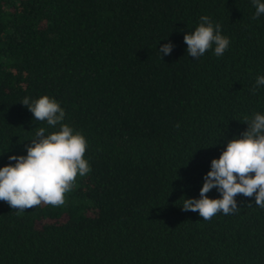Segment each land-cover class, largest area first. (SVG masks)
Listing matches in <instances>:
<instances>
[{"label": "trees", "instance_id": "obj_1", "mask_svg": "<svg viewBox=\"0 0 264 264\" xmlns=\"http://www.w3.org/2000/svg\"><path fill=\"white\" fill-rule=\"evenodd\" d=\"M254 13L252 0H0V167L40 127L58 130L20 103L44 95L85 136L91 167L61 206L0 201V264H264L255 196L208 221L181 208L244 117L264 114ZM202 15L231 41L222 56L186 52Z\"/></svg>", "mask_w": 264, "mask_h": 264}, {"label": "clouds", "instance_id": "obj_2", "mask_svg": "<svg viewBox=\"0 0 264 264\" xmlns=\"http://www.w3.org/2000/svg\"><path fill=\"white\" fill-rule=\"evenodd\" d=\"M255 20L264 14V2L252 0ZM191 33L184 34L186 52L198 59L213 49L219 57L229 48V37L221 34V25L214 23L207 15ZM172 42L163 44L158 52L163 55L172 52ZM264 86V76H257L252 88L253 94ZM33 114V118L46 122L57 131L47 132L40 127L30 144L26 145V155L9 156V163L0 167V201L6 202L18 214L32 209L41 203L54 207L65 203V194L71 191L77 176H85L91 171L85 159L88 142L85 136L63 123L65 110L47 95L36 100L24 97L20 102ZM247 129L227 141L218 159L211 161V169L203 177L199 198H185L184 211L198 212L203 220H211L218 212L224 215L235 213L237 195L255 196V203L264 209V114L256 112L252 117L245 116ZM47 133V134H46ZM216 189L219 198L207 194Z\"/></svg>", "mask_w": 264, "mask_h": 264}]
</instances>
